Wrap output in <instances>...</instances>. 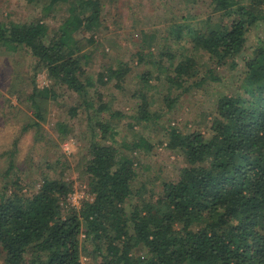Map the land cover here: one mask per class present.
Masks as SVG:
<instances>
[{"label": "trees", "instance_id": "obj_1", "mask_svg": "<svg viewBox=\"0 0 264 264\" xmlns=\"http://www.w3.org/2000/svg\"><path fill=\"white\" fill-rule=\"evenodd\" d=\"M203 1L216 21L209 15L185 30L171 25L168 33L181 51L153 52L155 45L146 41L148 52L138 53L137 62L147 57L158 65L155 78L166 75V106L175 102L169 99L172 90L188 91L207 79L219 80L216 69H235L238 59L242 76L237 91L217 98L208 137L201 129L184 133L169 125L157 143L180 154L184 163L174 177L159 180L157 191L150 187L147 196L149 176L144 171L146 181L139 179L133 152H150L155 143L141 136L128 144L118 142V125L99 114L111 111L108 116L115 118L122 111L107 102L96 107L88 97L97 82L114 80L121 88L129 71L119 64L106 75L97 74L96 80L85 75L82 49L93 45L102 29V0H28L40 3L37 18L0 21V49L26 51L34 58V72L44 69L54 86L81 100L91 136L76 164L93 195L79 208L64 204L72 181L59 168V158L39 174L37 188L35 181L22 184V176L11 173L10 160L0 172L2 264H81L82 254L93 264H264V0ZM47 18L58 22L52 30ZM258 24L263 32L247 51L248 33ZM80 35H86V45ZM197 55H205L206 61H198ZM152 74L148 70L139 76L142 87H151ZM51 94L50 88L33 84L29 99L36 121L31 126L39 127L37 120L43 118L38 98ZM137 96L132 118L147 124L157 112L149 113L151 100L145 93ZM78 107H69L68 113L74 116ZM56 132L61 140L70 133L61 121H56Z\"/></svg>", "mask_w": 264, "mask_h": 264}, {"label": "rangeland", "instance_id": "obj_2", "mask_svg": "<svg viewBox=\"0 0 264 264\" xmlns=\"http://www.w3.org/2000/svg\"><path fill=\"white\" fill-rule=\"evenodd\" d=\"M102 3V29L94 44L86 45V35L78 37L82 45H86L82 49V53L86 55L82 63L85 75L91 80H96L97 74L102 72L106 75L108 68H116L119 64H126L129 71L121 82V88L114 86V80L106 84L97 82L95 87L89 88L88 97L96 107L107 102L112 109L122 111L123 116L115 118L108 116L111 111L99 114L101 119L109 118L111 124L118 125V142L128 144L141 136L150 143H155L156 147L150 152L142 148L133 152L139 179L146 181V178H143L144 171L149 176L145 188L147 196L150 187L157 191L159 180L174 177L178 167L184 163L180 154L170 152L164 148V144L160 146L157 141L164 139L169 125L184 133L201 129L208 137L210 130L207 124L215 110L216 100L220 96L237 91L243 63L238 59L235 69L228 66L216 69L214 75L219 80L207 79L202 86H193L188 91L172 90L169 92V99L176 98L175 102L166 106L162 99L168 93L165 86L166 75L161 74L159 80L155 78L158 65L151 64L146 60L147 57L138 63V53L148 52L146 41L155 45V48H151L153 52L161 49L180 52L177 40L168 33L169 27L178 24L182 25L184 30L189 26L196 27L209 15L213 23L217 18L211 14L209 4L203 0H198L195 4H186L183 0H102ZM39 4L29 3L28 0H0V21L22 22L37 18L41 13ZM261 10L264 13V4ZM45 21L51 30L58 24L52 18ZM262 32L261 24L251 28L248 33L247 51L256 45ZM184 45L189 48L188 43ZM197 56H200L198 61L205 59V55ZM176 59L177 55L175 61ZM33 66L34 58L26 51L20 49L12 52L0 49V172L4 171L12 160L14 167L11 173L21 175V183L25 184L28 180L38 179L41 172L48 170L47 164L53 166L59 158V168L61 167L67 179L72 181V190L64 204L79 208L83 201L93 197L76 164L82 157L85 142L91 136L87 116L85 111L82 112L81 100L74 93L64 87L54 86L44 69L34 72ZM148 70L153 72L149 89L141 86L139 78ZM201 75L200 72L199 76ZM33 84L38 89L48 87L54 93L49 97L38 98L39 111L43 116L37 120L39 127L31 126L36 121L29 99ZM138 92L145 93L149 101L151 100L149 113L157 112V117H152L147 124H136L132 118L140 101ZM73 105L79 106L74 116L68 113V108ZM90 111L92 113V110ZM56 121H61L67 126L70 133L66 140L57 137ZM129 124H133V128H130ZM64 141L66 142L63 143ZM39 184V181H35V188ZM1 185L0 176V188ZM30 192H33L32 188L28 189V193ZM80 260L81 264H93L90 256L85 254L81 255Z\"/></svg>", "mask_w": 264, "mask_h": 264}]
</instances>
